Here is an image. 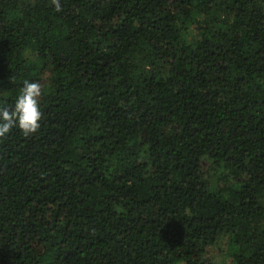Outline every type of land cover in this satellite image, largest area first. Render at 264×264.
I'll return each mask as SVG.
<instances>
[{
  "label": "trees",
  "instance_id": "16d2710c",
  "mask_svg": "<svg viewBox=\"0 0 264 264\" xmlns=\"http://www.w3.org/2000/svg\"><path fill=\"white\" fill-rule=\"evenodd\" d=\"M60 4L0 0V264H264V0Z\"/></svg>",
  "mask_w": 264,
  "mask_h": 264
},
{
  "label": "clouds",
  "instance_id": "9594fccd",
  "mask_svg": "<svg viewBox=\"0 0 264 264\" xmlns=\"http://www.w3.org/2000/svg\"><path fill=\"white\" fill-rule=\"evenodd\" d=\"M52 4L57 12L62 10L60 0H52ZM41 96V83L24 81L14 108H0V138H5L14 127H18L25 137L39 131L42 119L39 107Z\"/></svg>",
  "mask_w": 264,
  "mask_h": 264
},
{
  "label": "rangeland",
  "instance_id": "374dc122",
  "mask_svg": "<svg viewBox=\"0 0 264 264\" xmlns=\"http://www.w3.org/2000/svg\"><path fill=\"white\" fill-rule=\"evenodd\" d=\"M224 249H225V246H224V248L221 247V248L217 249V251H216V256H218L219 262H221L223 260L224 251H222V250H224Z\"/></svg>",
  "mask_w": 264,
  "mask_h": 264
}]
</instances>
